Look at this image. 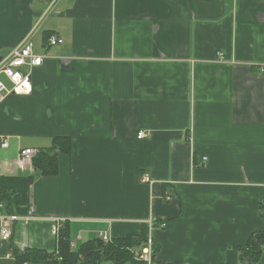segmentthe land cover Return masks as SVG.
Masks as SVG:
<instances>
[{
    "label": "crops",
    "instance_id": "crops-1",
    "mask_svg": "<svg viewBox=\"0 0 264 264\" xmlns=\"http://www.w3.org/2000/svg\"><path fill=\"white\" fill-rule=\"evenodd\" d=\"M25 39L46 57L0 103V177L5 210L35 216L0 236V264L57 251V217L75 249L149 227L158 261L242 264L264 232V0H0V55ZM55 139L56 175L19 165Z\"/></svg>",
    "mask_w": 264,
    "mask_h": 264
},
{
    "label": "trees",
    "instance_id": "trees-1",
    "mask_svg": "<svg viewBox=\"0 0 264 264\" xmlns=\"http://www.w3.org/2000/svg\"><path fill=\"white\" fill-rule=\"evenodd\" d=\"M50 34L48 32L46 37ZM64 144L60 139H55L54 146L57 150L51 148L38 151L33 157V165L37 171V175H56L58 173V155L70 152L64 148ZM0 200L5 202L6 206L10 205L7 185L1 177ZM66 225H62L60 229L57 251L46 252L35 248H26L20 252L15 250L14 253L21 264L29 262H41L43 264H101L106 260H110L115 264H184L158 261L156 259L157 251L155 250H153L150 262L140 258L142 252L136 249L148 242L149 227L140 235L117 237L109 242L96 237L83 242L75 249L69 235V227ZM263 245L264 232L255 233L250 238L247 247L243 249L242 264H255L260 258Z\"/></svg>",
    "mask_w": 264,
    "mask_h": 264
},
{
    "label": "built area",
    "instance_id": "built-area-1",
    "mask_svg": "<svg viewBox=\"0 0 264 264\" xmlns=\"http://www.w3.org/2000/svg\"><path fill=\"white\" fill-rule=\"evenodd\" d=\"M63 38L57 37L55 34H51L47 37L48 47L55 46L63 43ZM44 53H39L36 50L35 43L31 39H25L17 46L13 47L10 52L2 57L0 60V103L11 94L27 95L32 91L31 71L35 66H39L45 59ZM144 132L139 133V137H143ZM11 146V137L6 135H0V150H6ZM36 154V151L31 148L22 149L19 152L18 162L21 167H25L28 162L32 161V158ZM207 158L203 159L206 160ZM148 181L149 178L144 179ZM5 202L0 200V236L5 242H10L13 236V225L17 221L25 220L26 222L34 218V209H29L28 215L21 217L19 215L10 213L5 210ZM262 214L264 216V204L262 208ZM54 220L52 232L54 235H59L60 229L65 222V218L57 217ZM151 227V226H150ZM151 230V228H150ZM99 237L105 242H109L112 239L106 233H100ZM153 239L151 234L148 236L147 248L144 249L140 258L151 261L153 253ZM74 246V245H73ZM28 264V263H24Z\"/></svg>",
    "mask_w": 264,
    "mask_h": 264
},
{
    "label": "water",
    "instance_id": "water-1",
    "mask_svg": "<svg viewBox=\"0 0 264 264\" xmlns=\"http://www.w3.org/2000/svg\"><path fill=\"white\" fill-rule=\"evenodd\" d=\"M3 56L0 55V60L2 59Z\"/></svg>",
    "mask_w": 264,
    "mask_h": 264
}]
</instances>
